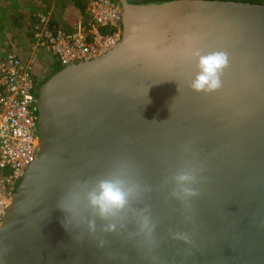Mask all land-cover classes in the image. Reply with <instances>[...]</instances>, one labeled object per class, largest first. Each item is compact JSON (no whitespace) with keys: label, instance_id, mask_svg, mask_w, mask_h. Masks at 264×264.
Returning a JSON list of instances; mask_svg holds the SVG:
<instances>
[{"label":"water","instance_id":"95a60500","mask_svg":"<svg viewBox=\"0 0 264 264\" xmlns=\"http://www.w3.org/2000/svg\"><path fill=\"white\" fill-rule=\"evenodd\" d=\"M118 1L119 42L37 90L39 145L0 226V264H264V1ZM192 46L229 54L220 91L190 89ZM121 160L150 190L107 247L76 242L57 200L76 181L107 178ZM184 161L207 169L191 210L169 195ZM144 208L158 247L134 235ZM170 229L193 243L171 239Z\"/></svg>","mask_w":264,"mask_h":264},{"label":"clouds","instance_id":"9594fccd","mask_svg":"<svg viewBox=\"0 0 264 264\" xmlns=\"http://www.w3.org/2000/svg\"><path fill=\"white\" fill-rule=\"evenodd\" d=\"M38 22L39 16L37 24ZM37 24L36 22L32 23L31 33ZM47 24L52 26L50 19ZM46 54H49L50 57V62L46 63L50 70L49 73L51 66L48 63L52 61L57 62L62 68L65 67L60 64L54 53L46 52ZM190 55L197 61V71L189 82L190 89L205 95L220 91L223 87L222 78L230 67L229 54L223 50L203 53L199 48L192 46ZM20 58L22 57L20 56ZM36 58L39 59L38 55ZM35 65L34 61L33 68L38 90L41 83L45 81V76L41 77L36 73ZM189 151H191L189 143L184 144L180 149L182 154ZM206 171L202 162L184 161L182 166L178 167L171 175L173 188L169 193L170 197L180 202L185 209L191 210L194 202L203 195L199 185L204 183ZM165 182H168L167 179ZM148 190L150 189L143 188L137 181L127 161H118L107 178L98 179L91 186L88 181H76L67 188L56 203V208L64 214L61 225L76 242L79 243L88 238L96 244L97 248L103 249L110 244L108 236L117 234L127 227L129 220L127 213L131 210L132 204L139 199L142 192ZM184 219L185 223H191L194 217L190 214ZM97 220L103 222L99 228ZM133 222L137 229L134 235L143 237L147 244L158 247L154 240L156 224L152 220L149 210L147 208L140 210L133 218ZM258 227H264V221H261ZM169 231L171 239L181 241L186 245L193 243L192 235L189 232L172 231L171 229ZM73 233L76 235L73 236ZM187 254L190 255V251ZM158 259L156 256L152 257L153 261H158Z\"/></svg>","mask_w":264,"mask_h":264},{"label":"built area","instance_id":"2783aa9c","mask_svg":"<svg viewBox=\"0 0 264 264\" xmlns=\"http://www.w3.org/2000/svg\"><path fill=\"white\" fill-rule=\"evenodd\" d=\"M85 20L69 31L49 28L39 16L32 33L34 47L56 55L62 66L104 55L121 39V7L115 0H87ZM34 50V49H33ZM22 59L14 52L0 54V226L26 168L36 159L39 139L35 108L36 54Z\"/></svg>","mask_w":264,"mask_h":264},{"label":"trees","instance_id":"16d2710c","mask_svg":"<svg viewBox=\"0 0 264 264\" xmlns=\"http://www.w3.org/2000/svg\"><path fill=\"white\" fill-rule=\"evenodd\" d=\"M7 1L8 6L3 3V7L0 6V37H3V40L10 39L9 34L10 31H8L9 27L8 25L12 24L11 27L14 28H22L23 23L22 21L25 20L26 17H31L29 10L32 13L31 19H34L36 15H33L36 11V9L31 10L33 6H29L26 3H23V5L18 6V0H3ZM169 0H135L137 3H151V2H165ZM235 1H245V2H251V3H262L264 0H235ZM52 0H41V6H45L46 8H49V4L51 5ZM58 2H61V10L64 11V9H68L69 7H72V9H76L78 11V15H81L85 17V9H86V3L87 0H55V6L57 5ZM59 4V3H58ZM69 5V6H68ZM21 7H23L21 9ZM38 9V7H36ZM54 8H58L57 6ZM42 12H46V10H42ZM64 13V12H61ZM50 22L54 23L52 17H50ZM9 23V24H8ZM71 25V23H70ZM49 28L53 29L54 26H49ZM32 29V28H31ZM32 31V30H31ZM28 34L31 37H33L32 33ZM33 38L30 40L32 41ZM6 49L10 50L11 49V44L9 43L6 45ZM28 54V52H26ZM45 54V53H44ZM42 52L37 53L38 57L41 58L42 56H45ZM47 62L49 61V58H46ZM51 66V72L44 78L46 80L51 74L54 72L60 70L62 67L55 61H52L51 63H48ZM3 171H0V173Z\"/></svg>","mask_w":264,"mask_h":264},{"label":"rangeland","instance_id":"374dc122","mask_svg":"<svg viewBox=\"0 0 264 264\" xmlns=\"http://www.w3.org/2000/svg\"><path fill=\"white\" fill-rule=\"evenodd\" d=\"M3 3L8 6L7 1L3 2V0H0V6L1 7H3ZM58 3L56 5L58 8L51 9L50 7L49 8L43 7L42 10H46V12L41 11V12L37 13V15H36L37 19L34 22H36V24H37L38 16H44L47 19H50V17H52L54 22L58 23V21H59L61 23V25H62V22H65L68 25L69 21L73 17V13H71V11L69 10L71 17H69L67 19L64 18V16H63L64 13H61V12H64L63 10H61V9H63V8H61V2H58ZM18 6H21V5H19V3H18ZM22 8L23 7H21V9ZM31 21L32 20L29 17H26L25 20L22 21V23H23L22 28H14L13 29V27H11L12 24L8 25V27H9L8 31H10V33H8V34L10 35L9 36L10 39L3 40V37H0V52H2L4 48H6L5 43H7L6 45H8L10 43L11 44L10 52L18 53L19 55H23L26 57V55H24V53L29 52V49H30L29 47L31 45L30 40L32 38V37H30V35H28L31 31V26H32ZM67 25H66V28H68ZM42 53L44 54V52H42ZM44 55L45 56H42L41 58L38 57L39 59L36 58V60H35V62H36V65H35L36 73H38V75H40L41 77H44V76L46 77L50 71L46 65V63H47L46 58H50L48 56L49 54L45 53Z\"/></svg>","mask_w":264,"mask_h":264},{"label":"crops","instance_id":"0c3cea01","mask_svg":"<svg viewBox=\"0 0 264 264\" xmlns=\"http://www.w3.org/2000/svg\"><path fill=\"white\" fill-rule=\"evenodd\" d=\"M40 1L41 0H18V2L17 3H19V5H23V3H26L27 2V4L31 7V6H33L32 8H31V10H35L36 9V11H35V13L33 14V15H37V13H39V12H41L42 11V8L43 7H45V6H41V3H40ZM65 1V0H64ZM69 6V5H68ZM36 7H38V9L36 8ZM49 7L51 8V9H53L54 7H56L55 6V0H52V2H51V5L49 4ZM41 9V10H40ZM38 10V11H37ZM67 10V11H66ZM64 9V14H63V16H64V18H69V17H71L70 16V12H69V10L71 11V13H73V17H72V19L69 21V24L67 25L65 22H62V25H61V23L58 21V23H56V22H54V23H52V22H50V24L51 25H53L54 26V28H57V29H62V30H64V31H69L71 28H72V26H73V24L75 23V22H77L78 20H81V21H84L85 20V18H86V16L84 17V15L83 16H81V15H78L77 13H78V11L76 10V9H72V7H69L68 9ZM29 13H30V16L31 17H33L32 16V13H31V11L29 10ZM31 17H30V19H31ZM32 21V23L36 20V16H35V18L34 19H31ZM70 23H71V25H70ZM66 25L68 26V28H66ZM31 37V36H30ZM32 39V38H31ZM34 47V39L31 41V45H30V49H29V52H28V54L27 53H24V55H26V57L25 56H23V55H19L18 53H17V55H19V56H21L22 58H24V59H27L29 56H27V55H29V54H31V53H34V54H36L37 55V53H39V51L40 52H44V53H46V52H48V51H46V50H44V49H40V48H33ZM5 49V50H4ZM3 49V51L2 52H0V54L1 55H4V54H6V53H8V52H10V50H8L7 51V49L6 48H4ZM34 49V50H33Z\"/></svg>","mask_w":264,"mask_h":264},{"label":"flooded vegetation","instance_id":"af4514ba","mask_svg":"<svg viewBox=\"0 0 264 264\" xmlns=\"http://www.w3.org/2000/svg\"><path fill=\"white\" fill-rule=\"evenodd\" d=\"M117 2H119L118 0H116ZM129 2H134V3H137V2H135V0H128ZM140 4H142V3H140Z\"/></svg>","mask_w":264,"mask_h":264},{"label":"bare ground","instance_id":"6f19581e","mask_svg":"<svg viewBox=\"0 0 264 264\" xmlns=\"http://www.w3.org/2000/svg\"><path fill=\"white\" fill-rule=\"evenodd\" d=\"M1 11V10H0ZM8 51V50H7Z\"/></svg>","mask_w":264,"mask_h":264}]
</instances>
